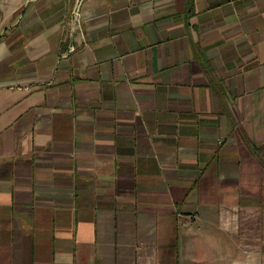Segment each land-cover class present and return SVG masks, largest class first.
Masks as SVG:
<instances>
[{
    "label": "crops",
    "instance_id": "1",
    "mask_svg": "<svg viewBox=\"0 0 264 264\" xmlns=\"http://www.w3.org/2000/svg\"><path fill=\"white\" fill-rule=\"evenodd\" d=\"M200 256L264 264V0H0V264Z\"/></svg>",
    "mask_w": 264,
    "mask_h": 264
},
{
    "label": "rangeland",
    "instance_id": "2",
    "mask_svg": "<svg viewBox=\"0 0 264 264\" xmlns=\"http://www.w3.org/2000/svg\"><path fill=\"white\" fill-rule=\"evenodd\" d=\"M71 50L73 51L74 48ZM196 226H197V224L194 225V227H196ZM215 247L216 246H214V248ZM234 263L235 262L233 261V258L227 257V256H211V257L200 256V257H195V263L194 264H234Z\"/></svg>",
    "mask_w": 264,
    "mask_h": 264
},
{
    "label": "built area",
    "instance_id": "3",
    "mask_svg": "<svg viewBox=\"0 0 264 264\" xmlns=\"http://www.w3.org/2000/svg\"><path fill=\"white\" fill-rule=\"evenodd\" d=\"M74 15H75V17L77 18H79V15H80V11H79V7H77L75 10H74Z\"/></svg>",
    "mask_w": 264,
    "mask_h": 264
}]
</instances>
